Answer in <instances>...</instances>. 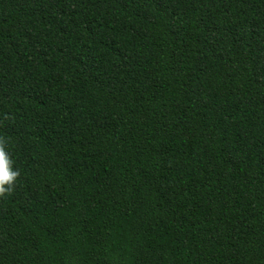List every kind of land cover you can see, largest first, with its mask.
Instances as JSON below:
<instances>
[{
	"label": "trees",
	"instance_id": "trees-1",
	"mask_svg": "<svg viewBox=\"0 0 264 264\" xmlns=\"http://www.w3.org/2000/svg\"><path fill=\"white\" fill-rule=\"evenodd\" d=\"M0 147V264H264V0H0Z\"/></svg>",
	"mask_w": 264,
	"mask_h": 264
},
{
	"label": "clouds",
	"instance_id": "clouds-1",
	"mask_svg": "<svg viewBox=\"0 0 264 264\" xmlns=\"http://www.w3.org/2000/svg\"><path fill=\"white\" fill-rule=\"evenodd\" d=\"M17 176L18 171L12 167L8 153L0 147V193L11 190Z\"/></svg>",
	"mask_w": 264,
	"mask_h": 264
}]
</instances>
